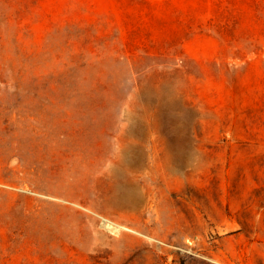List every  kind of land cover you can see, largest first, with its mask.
<instances>
[{
  "label": "rangeland",
  "instance_id": "rangeland-1",
  "mask_svg": "<svg viewBox=\"0 0 264 264\" xmlns=\"http://www.w3.org/2000/svg\"><path fill=\"white\" fill-rule=\"evenodd\" d=\"M0 264H264V0H0Z\"/></svg>",
  "mask_w": 264,
  "mask_h": 264
},
{
  "label": "bare ground",
  "instance_id": "bare-ground-1",
  "mask_svg": "<svg viewBox=\"0 0 264 264\" xmlns=\"http://www.w3.org/2000/svg\"><path fill=\"white\" fill-rule=\"evenodd\" d=\"M121 184H123V182ZM122 187L123 186L119 185L115 189L116 192H119L120 202L122 204H125V206H127V204H133L134 199H135L134 195L132 194V192L128 188L121 189Z\"/></svg>",
  "mask_w": 264,
  "mask_h": 264
}]
</instances>
